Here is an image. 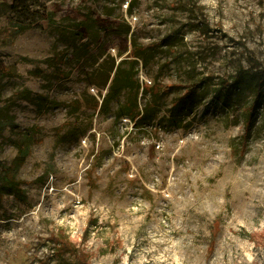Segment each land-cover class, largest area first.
I'll use <instances>...</instances> for the list:
<instances>
[{
    "label": "rangeland",
    "instance_id": "obj_1",
    "mask_svg": "<svg viewBox=\"0 0 264 264\" xmlns=\"http://www.w3.org/2000/svg\"><path fill=\"white\" fill-rule=\"evenodd\" d=\"M11 4L0 163L20 192L1 196L0 264H73L62 237L91 264H264V85L216 94L264 69V0ZM117 72L140 85L138 121L117 114L126 88L101 106Z\"/></svg>",
    "mask_w": 264,
    "mask_h": 264
},
{
    "label": "trees",
    "instance_id": "obj_2",
    "mask_svg": "<svg viewBox=\"0 0 264 264\" xmlns=\"http://www.w3.org/2000/svg\"><path fill=\"white\" fill-rule=\"evenodd\" d=\"M29 0H12L11 8L14 12H31L28 4ZM33 14V13H31ZM32 22V21H31ZM15 70L13 67L7 66L4 64L3 60L0 57V82L3 78L12 76ZM110 78V73L106 76L103 85L105 86ZM111 83L109 85V91L102 98L101 106L105 107L108 105L109 100L111 99L113 93L121 88L128 89V94L126 101L124 104L118 109V116H127L132 120L138 121L143 117L138 105V91L140 85L138 83L133 84L130 78H126L120 76L117 72L110 79ZM264 85V69H244L237 73L233 82H228L227 80H223L222 84L220 83L219 88L217 89V97L224 105H229L234 97L238 96L240 93L236 92V89L239 87L243 89L254 90V94L259 95V89ZM145 91H150L153 94L155 90V85L148 87H143ZM158 90L161 88L158 87ZM118 92V91H117ZM157 92V91H156ZM193 88L186 89L184 95L179 97L176 102V107H182L190 98L195 96ZM38 100H42L38 98ZM257 102V100L255 101ZM44 103H47V100L44 99ZM53 104V103H49ZM64 104V103H62ZM151 102L147 103L143 108V111H147V106H149ZM48 105V103H47ZM98 105V101L95 100V106ZM50 106V105H48ZM52 107V106H50ZM249 114H252L249 112ZM1 132V130H0ZM1 134V133H0ZM17 154L14 158V163L16 166H20L26 155L29 152V145L24 141H16L15 143ZM12 167L7 166L3 163H0V201L3 193L6 194H19L20 187L18 181L15 179L12 173ZM56 245L58 248V253L60 257L68 255L72 260L73 264H91L88 261L87 255L80 251L76 246H74L69 240L65 237L58 238L56 241Z\"/></svg>",
    "mask_w": 264,
    "mask_h": 264
}]
</instances>
